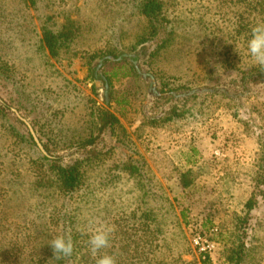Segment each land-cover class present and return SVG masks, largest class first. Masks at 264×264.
Instances as JSON below:
<instances>
[{
    "label": "rangeland",
    "instance_id": "rangeland-1",
    "mask_svg": "<svg viewBox=\"0 0 264 264\" xmlns=\"http://www.w3.org/2000/svg\"><path fill=\"white\" fill-rule=\"evenodd\" d=\"M205 1L180 2L186 9L194 4L202 9ZM133 11L129 0H36L33 6L27 0H0V63L6 65L0 70V106L7 113L0 117V169L21 171L13 182L6 173L1 177L7 188L0 207L8 236L17 235L24 248L30 247L37 238L50 241L44 234L53 235L61 224L48 228V203L37 205L47 200L29 187L28 159L37 156L36 151L43 153L36 143L35 151L7 136L1 122L30 133L28 122L46 156L66 164L83 150L72 146L47 151L32 121L56 111L58 119L77 122L86 102L113 112L134 148L110 151L114 141L98 137L87 147L94 150L89 154L88 202L78 208L74 198L63 206L55 201L53 221L69 212L89 228L106 223L115 231L136 233V238L148 231L149 249H155L156 242L164 244L155 250L158 259L166 257L168 263L180 257L197 264H264V81H248L249 91L237 100L208 88L195 98L170 99L167 86L241 87L239 76L227 68L207 80V58L200 44L178 36L161 54L157 72L147 63L154 43H144L148 48L137 63L152 74V85L136 75L128 61L103 63L99 71L109 79L111 93L109 105L103 104L93 90L91 68L102 54L131 51L136 34L147 26ZM67 19L75 23L73 39L57 58L51 57L40 42V25H61ZM130 160L141 162L146 175L125 171L123 164ZM184 173L191 180L185 188L180 184ZM251 196L255 205L248 210L245 202ZM142 221L148 225L143 232L138 225ZM115 243L112 238L108 253L116 250Z\"/></svg>",
    "mask_w": 264,
    "mask_h": 264
},
{
    "label": "trees",
    "instance_id": "trees-1",
    "mask_svg": "<svg viewBox=\"0 0 264 264\" xmlns=\"http://www.w3.org/2000/svg\"><path fill=\"white\" fill-rule=\"evenodd\" d=\"M129 1L133 3V13L143 16L147 21V26L136 34L133 48L129 53L123 54L118 51L116 54H102L91 68L93 90L103 104L109 105L111 94L108 87L109 79L99 71L103 63L110 60L128 61L134 73L148 80L152 85L155 82L152 74L141 69L137 63L139 58L140 61L143 59L142 51L148 48L144 43H154V47L147 54V63L150 64L152 70L155 69L157 72L160 71L156 65L161 54L175 43V38L178 36L185 40H196L200 44V50L205 52L207 58V80L220 74L222 68L224 70L227 68L239 76L238 82L241 87L240 90H235L225 87V85L200 87L199 89L190 85L167 86L164 91L168 93L170 99L176 101L195 98L204 94L205 88H208L209 92H211L210 90L220 92L237 100L249 91L246 87L248 81H264V70L252 63L246 48L250 27L256 21H264V0H207L205 1L207 4L203 5L202 9L197 8L195 4L188 9L183 8L181 0ZM27 2L32 6L36 4V0H27ZM67 20L68 22L61 25L53 23L50 25L41 23L40 25V42L51 57L57 58L61 48L67 47L73 39L75 23L73 20ZM137 47L139 48L137 49ZM4 67L6 65L0 63V70H3ZM171 84L173 83H168V85ZM151 91L155 93L154 88ZM80 107V118L74 123L58 119L56 111H54V116L47 117L42 121L40 117H35L32 121L33 127L47 151H58L72 146L83 150L81 157L66 164L61 163L59 159L49 158L37 152L34 148L35 142L29 132H21L13 123L8 122L5 125L1 122L3 132L7 136L26 143L37 153V156L28 159L30 163L25 167L30 176L29 187L32 191L42 193L43 198L47 200L40 201L37 205L45 206L48 203L49 214L45 217L48 228L50 225H58V222L61 224L60 230L54 232L53 235L50 231L44 235L51 240L57 235L71 234L74 241V253L69 258L60 261L53 260L49 241L45 242L40 238L32 240V245L24 248L21 245L22 240L19 241L17 235V237L8 236L0 207V264H95L90 255L88 236L81 234V231L87 232L89 227L85 222L81 223L75 213L71 215L69 212L62 213L53 221V216L57 214L56 207H58L54 203L59 201L61 202L60 206H63L66 201L74 198L80 208V202H88V196L91 193L88 179L90 170H92V158L89 157V154L94 153V150L93 148L87 149V147L94 145L98 137L104 139L105 136H108L114 141L113 146L109 148L110 151L115 148H118L117 150L120 152L127 151L134 146L126 129L113 112L103 106H96L92 103L88 105L86 102ZM0 117H7V113L1 106ZM166 118L170 117L166 116ZM151 121H155V119L151 118ZM15 155L17 152L11 155L12 163H15ZM129 158L131 159L132 156ZM122 168L131 176L146 175L143 165L139 161L130 160L129 163L123 164ZM2 170L3 168L0 169V204L6 198L7 193V188L1 183V177L6 173L8 181L13 182L21 174L19 170L14 171L6 167L4 168L6 171ZM186 176L184 173L180 177V184L183 188L191 183L190 178L188 179ZM254 205L255 201L251 196L245 202V207L250 210ZM142 217L148 219L145 212ZM53 222L56 224H52ZM138 225L142 226V232L148 226L145 221ZM44 235L42 236L45 237ZM135 235L136 233L128 232L122 228L114 231L112 238L116 240V243L113 246L117 245L116 250L111 254L116 256L118 264H197L181 260L180 257L172 259L173 261L170 263L166 261V257L158 259L155 249L160 250L165 245L156 242L154 245L156 248L150 250L152 233L148 231L141 233L138 238ZM153 237L158 238L155 233H153ZM20 257L25 261L22 262Z\"/></svg>",
    "mask_w": 264,
    "mask_h": 264
},
{
    "label": "clouds",
    "instance_id": "clouds-1",
    "mask_svg": "<svg viewBox=\"0 0 264 264\" xmlns=\"http://www.w3.org/2000/svg\"><path fill=\"white\" fill-rule=\"evenodd\" d=\"M246 48L252 63L264 70V21H256L250 27ZM114 231V227L106 223H99L89 228L87 232L81 231L82 235L88 236L87 243L95 264H118L114 254L104 251L111 247ZM48 244L53 252V260L60 261L71 257L74 253V241L71 234L57 235Z\"/></svg>",
    "mask_w": 264,
    "mask_h": 264
},
{
    "label": "water",
    "instance_id": "water-1",
    "mask_svg": "<svg viewBox=\"0 0 264 264\" xmlns=\"http://www.w3.org/2000/svg\"><path fill=\"white\" fill-rule=\"evenodd\" d=\"M21 119H22V118H21ZM22 120L25 121L24 119H22ZM25 123L28 125L29 130H30V133H31V135H32V137H33V140L35 141L37 147L39 148V150H40L44 155H46V152H45V150L43 149L41 143L38 141V138H37L36 135L34 134V131H33L32 128L29 126L28 122L25 121Z\"/></svg>",
    "mask_w": 264,
    "mask_h": 264
}]
</instances>
